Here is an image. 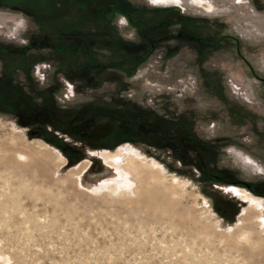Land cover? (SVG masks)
Here are the masks:
<instances>
[{
    "label": "rangeland",
    "instance_id": "374dc122",
    "mask_svg": "<svg viewBox=\"0 0 264 264\" xmlns=\"http://www.w3.org/2000/svg\"><path fill=\"white\" fill-rule=\"evenodd\" d=\"M168 1L0 0V264H264V0Z\"/></svg>",
    "mask_w": 264,
    "mask_h": 264
},
{
    "label": "crops",
    "instance_id": "0c3cea01",
    "mask_svg": "<svg viewBox=\"0 0 264 264\" xmlns=\"http://www.w3.org/2000/svg\"><path fill=\"white\" fill-rule=\"evenodd\" d=\"M153 4H155V5H158V6H171V5H175L176 3H174V2H170V3H158L157 1H155V0H150ZM182 1V0H181ZM209 3H211L213 6H214V9H213V11L215 10V5L213 4V2H212V0H207ZM247 2V1H246ZM246 2H244V4L246 3ZM191 3H193V4H196L195 3V0H191ZM182 4H184V2L182 1ZM197 5V4H196ZM198 6H200V5H198ZM203 8V7H202ZM205 9V8H204Z\"/></svg>",
    "mask_w": 264,
    "mask_h": 264
},
{
    "label": "bare ground",
    "instance_id": "6f19581e",
    "mask_svg": "<svg viewBox=\"0 0 264 264\" xmlns=\"http://www.w3.org/2000/svg\"><path fill=\"white\" fill-rule=\"evenodd\" d=\"M173 1V0H172ZM241 1H243V2H245L244 0H240L239 1V3H241ZM161 3H169V1L167 0L166 2H161ZM211 11H212V9H211ZM132 156V155H131ZM130 158V157H129ZM147 167H150V164L149 163H147L146 162V164H145ZM135 169H136V167H135ZM150 169V168H149ZM150 173V172H149ZM173 182H180V180L178 179V178H176V177H174L173 178ZM179 184V183H178ZM181 184V183H180ZM246 197V196H245ZM247 197H249V196H247Z\"/></svg>",
    "mask_w": 264,
    "mask_h": 264
},
{
    "label": "flooded vegetation",
    "instance_id": "af4514ba",
    "mask_svg": "<svg viewBox=\"0 0 264 264\" xmlns=\"http://www.w3.org/2000/svg\"><path fill=\"white\" fill-rule=\"evenodd\" d=\"M170 3V2H169ZM121 11V9H119V8H117V7H114L113 8V12H114V17L113 18H115V16H116V14L118 13V12H120Z\"/></svg>",
    "mask_w": 264,
    "mask_h": 264
},
{
    "label": "built area",
    "instance_id": "2783aa9c",
    "mask_svg": "<svg viewBox=\"0 0 264 264\" xmlns=\"http://www.w3.org/2000/svg\"><path fill=\"white\" fill-rule=\"evenodd\" d=\"M71 90H73V88H71ZM70 93H73V92L70 91Z\"/></svg>",
    "mask_w": 264,
    "mask_h": 264
}]
</instances>
